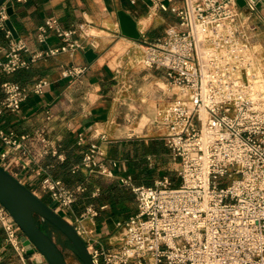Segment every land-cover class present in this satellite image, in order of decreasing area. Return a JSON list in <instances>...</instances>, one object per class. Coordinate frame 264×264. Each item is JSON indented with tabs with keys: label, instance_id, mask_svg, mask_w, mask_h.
I'll list each match as a JSON object with an SVG mask.
<instances>
[{
	"label": "built area",
	"instance_id": "obj_1",
	"mask_svg": "<svg viewBox=\"0 0 264 264\" xmlns=\"http://www.w3.org/2000/svg\"><path fill=\"white\" fill-rule=\"evenodd\" d=\"M13 1L23 0H7L0 7V30L9 44L5 52L0 41L1 73L11 75L38 61L60 54L73 57L84 49L85 25L63 29L55 18L37 28L36 39L46 44L53 35L59 46L32 53L14 41L6 27ZM168 1L183 4L174 10L178 26L145 47L133 62L160 69L175 91L154 125L179 164L180 186L172 188L166 180L154 187L135 186L130 178H119L134 194L137 212L117 223L122 239L113 248L98 247L83 225L98 216L94 203L86 205L73 227L93 264H264V58L253 47L257 27L250 17L241 18L236 0ZM157 6L163 12L169 9L160 0ZM248 8L255 10L253 5ZM91 46L96 48L94 42ZM85 71L64 67L61 76L79 79ZM49 86L46 79L28 85L1 83L0 116L20 114L29 96H42ZM53 119L48 111L46 121ZM84 140L79 135L78 145ZM47 157L65 161L49 127L23 134L0 128L1 168L24 186L37 180L55 211L65 214L86 188L70 189L51 176L44 164ZM117 167V161L91 143L71 173L113 179ZM97 195L95 191L92 198ZM0 227L17 254L27 253L24 235L1 204Z\"/></svg>",
	"mask_w": 264,
	"mask_h": 264
},
{
	"label": "crops",
	"instance_id": "obj_2",
	"mask_svg": "<svg viewBox=\"0 0 264 264\" xmlns=\"http://www.w3.org/2000/svg\"><path fill=\"white\" fill-rule=\"evenodd\" d=\"M158 1L137 0L132 5L130 0H23L13 1L10 6L13 15L8 20L15 32V36L11 33L12 38L25 44L32 53L59 46V40L53 35L46 44L37 42V28L46 19H57L63 29L85 25V47L73 57L60 54L11 75L0 72V84L11 81L28 85L40 79L50 82L44 95L28 97L20 114L5 113L0 116V128L23 134L43 126L49 127V136L59 143L65 161L58 162L56 158L47 157L44 164L49 167L48 173L61 179L70 189L79 185L86 188L77 202L60 215L74 226L75 219L86 205L94 203L98 216L83 225L92 232L91 237L97 241L98 247L116 246L122 239L113 235L117 223L137 212L134 194L129 187L120 184L119 178H130L135 186L145 187H154L163 180L168 181L172 188L179 187L181 183L179 164L165 142L157 136L154 125L158 111L173 101L175 92L169 89L160 69H147L148 74L143 79L133 76L134 59L141 57L149 44L165 39L170 27L178 26L174 10L183 4L160 0L169 8L163 12L157 6ZM243 4V7L238 4L241 18L250 17L251 23L256 25L253 47L260 57L264 56V0H256L255 3L245 0ZM249 5L255 7L253 12H250ZM121 11L136 22L140 33L138 40L121 34L118 18ZM0 41L6 52L9 44L3 30H0ZM91 42L96 48L91 46ZM90 50L94 57L88 60L86 54ZM5 52L1 54L2 59ZM70 66L85 67L86 71L79 79L63 78L62 69ZM160 84L165 86L164 90ZM48 111L54 115L50 122L46 121ZM144 119L147 122L141 126ZM123 126L129 131L134 127L136 132L128 134V130L120 129ZM79 135L85 138L83 145H78ZM91 143H97L107 159L118 162L113 179L89 176L81 171L71 173L72 167L80 164L82 152ZM25 186L40 199L44 198L37 180L27 182ZM95 191L98 195L92 198ZM104 206L105 209L101 210ZM109 226L111 231L105 233ZM14 262L43 264L37 253L17 254L7 244L0 227V264Z\"/></svg>",
	"mask_w": 264,
	"mask_h": 264
},
{
	"label": "water",
	"instance_id": "obj_3",
	"mask_svg": "<svg viewBox=\"0 0 264 264\" xmlns=\"http://www.w3.org/2000/svg\"><path fill=\"white\" fill-rule=\"evenodd\" d=\"M7 0H0V7ZM238 4L243 7V3ZM255 3L256 0H249ZM8 16L13 15V8L7 9ZM121 34L129 39L138 40L140 33L136 22L127 13H118ZM7 27L15 36V32L9 20ZM86 57L91 60L93 51L87 52ZM0 204L12 217L16 225L25 237L23 245L27 254L39 253L48 264H68L67 260L49 236L43 223L52 226L71 244L83 264H93L87 246L83 239L77 234L74 227L55 211V203H47L38 198L31 190L17 181L12 175L0 166ZM40 219L43 223L38 222Z\"/></svg>",
	"mask_w": 264,
	"mask_h": 264
},
{
	"label": "rangeland",
	"instance_id": "obj_4",
	"mask_svg": "<svg viewBox=\"0 0 264 264\" xmlns=\"http://www.w3.org/2000/svg\"><path fill=\"white\" fill-rule=\"evenodd\" d=\"M261 57L264 58V56H261ZM138 60H139V58H137V61ZM262 64L264 65V63H262ZM134 65H135V71L133 70V76L140 77L143 79V77H145L148 74L147 69L143 70L142 67H140L139 65H137V64H134ZM159 86L163 90L165 89V86L163 84H160ZM138 122H139V120H138ZM146 122H147L146 119L141 120V126L145 125ZM124 127L125 126H123L122 128L120 127V129H123L125 131L128 130V134H133L134 132H136V130H134L135 129L134 127L130 128V129H132L131 131H129V128H127V127L124 128ZM157 136H159V133L157 134ZM41 199H43L45 202L49 203V199H48L47 195H45L44 198L42 197ZM37 220H38V222L43 223L40 219H37ZM43 225L47 229V232H48L49 236L53 239L54 243L60 248V250L64 254L68 264H83L81 262L79 256L77 255V253L75 252V250L71 246V244L66 240V238L62 234H60L52 226H50L46 223H43ZM111 229H112L111 226H109V228L106 227V230H104V232L107 233V232L111 231ZM113 235L118 237L121 235V231L118 229L114 230ZM37 254H38V258H40L41 262L43 264H46L44 261L45 259L39 253H37ZM13 264H18V263L14 262Z\"/></svg>",
	"mask_w": 264,
	"mask_h": 264
}]
</instances>
